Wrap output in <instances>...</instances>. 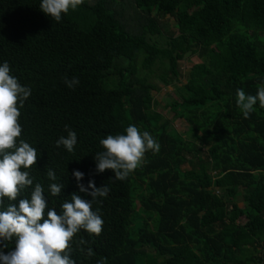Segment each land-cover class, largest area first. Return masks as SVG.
I'll list each match as a JSON object with an SVG mask.
<instances>
[{
    "label": "trees",
    "instance_id": "1",
    "mask_svg": "<svg viewBox=\"0 0 264 264\" xmlns=\"http://www.w3.org/2000/svg\"><path fill=\"white\" fill-rule=\"evenodd\" d=\"M39 5L0 0V62L32 88L18 139L37 148L29 172L48 206L59 211L78 192L74 169L85 173L82 183L110 187L93 204L101 233L81 229L73 237L76 264H264V107L257 103L245 118L236 104L237 89L255 95L264 82V0H131L134 27L120 0H79L60 22ZM153 13L177 26L165 46L155 39L163 32ZM188 54L201 62L169 107L198 143L153 112L159 89L147 77L157 68L165 86L177 83ZM73 76L80 83L70 89L64 78ZM129 124L150 132L159 151H147L122 181L110 179L111 170L97 174L99 140ZM65 125L77 133L71 153L55 144ZM52 182L65 186L57 196L48 191Z\"/></svg>",
    "mask_w": 264,
    "mask_h": 264
},
{
    "label": "clouds",
    "instance_id": "2",
    "mask_svg": "<svg viewBox=\"0 0 264 264\" xmlns=\"http://www.w3.org/2000/svg\"><path fill=\"white\" fill-rule=\"evenodd\" d=\"M79 0H40L39 8L56 22L62 14L75 8ZM65 85L72 89L79 78H64ZM32 88L19 82L11 74L10 63L0 62V264H76L70 255V244L81 229L99 235L104 224L100 210H93V204L110 192L107 184L97 187L95 179L82 183L85 173L74 169L72 176L77 182L78 192L64 200L59 207L48 206V198L41 183L34 184L29 169L36 165L38 151L21 136V111L31 96ZM236 104L247 118L259 103L264 107V82L257 86L255 95L246 94L243 88L236 90ZM66 135H61L55 144L67 152L75 150L77 133L65 125ZM102 150L94 155L97 174L111 170L110 179L124 180L143 162L149 150L159 151L160 145L148 131H141L135 124H129L123 133L108 134L99 140ZM50 181H57L55 171L46 169ZM34 185V186H33ZM33 186L30 196L20 193ZM62 183L48 185L51 195H59ZM83 194V195H81ZM19 197V198H18ZM7 198V203H5ZM8 242L14 247L5 252ZM84 243V241H81ZM89 255L92 249H88Z\"/></svg>",
    "mask_w": 264,
    "mask_h": 264
},
{
    "label": "rangeland",
    "instance_id": "3",
    "mask_svg": "<svg viewBox=\"0 0 264 264\" xmlns=\"http://www.w3.org/2000/svg\"><path fill=\"white\" fill-rule=\"evenodd\" d=\"M131 0H120L121 4H123L124 11L126 14V19L130 23L131 26H135L138 24L137 16H135V13L131 10L129 7V3ZM156 13H153L152 16H155ZM157 16V14H156ZM157 23L160 26L163 36L159 37L156 36L155 39L159 43V45L165 46L167 39L177 34V26L172 18L168 17H161L157 16ZM263 36V35H262ZM201 59L198 55H192L188 54L185 56L184 59L180 60L179 62V68L181 72V79L176 84H171L169 86H165L161 80L159 79V75L162 73L159 69L155 68V74L153 75H147L148 82L155 85L159 91H154L152 93L154 97V102L152 104V110L155 114L160 115L163 118V121L170 122V126L172 128H175L179 133L183 134L186 138L190 136L188 135L189 131V125L186 121L182 119L175 118L174 113L172 112L171 108L169 107L172 102H174L176 99H178L180 93L178 90L186 83V79L188 77V74L191 70V68L197 64L200 63ZM191 141L196 142L192 138H190ZM198 143V142H196ZM193 162H196L197 159L192 158ZM190 168V165H185L184 169L187 170ZM239 205L243 207L245 205L243 194L239 195L238 199ZM242 221H245L242 219Z\"/></svg>",
    "mask_w": 264,
    "mask_h": 264
}]
</instances>
